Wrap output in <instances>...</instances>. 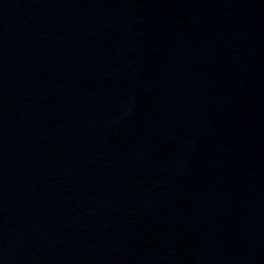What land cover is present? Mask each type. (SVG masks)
Returning <instances> with one entry per match:
<instances>
[{"label":"water","instance_id":"water-1","mask_svg":"<svg viewBox=\"0 0 264 264\" xmlns=\"http://www.w3.org/2000/svg\"><path fill=\"white\" fill-rule=\"evenodd\" d=\"M0 264H264V0H0Z\"/></svg>","mask_w":264,"mask_h":264}]
</instances>
